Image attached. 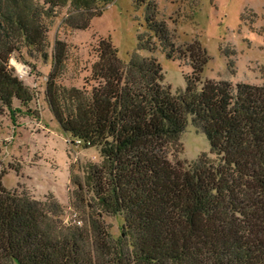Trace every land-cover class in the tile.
<instances>
[{"label":"trees","instance_id":"obj_1","mask_svg":"<svg viewBox=\"0 0 264 264\" xmlns=\"http://www.w3.org/2000/svg\"><path fill=\"white\" fill-rule=\"evenodd\" d=\"M113 0H0V118L34 93L10 65L23 49L47 56L55 19L88 30ZM139 51L190 66L186 89L164 84L154 57L128 64L101 38L82 88L64 84L70 50L57 39L45 100L61 130L100 152L75 181L74 218L53 197L7 190L0 175V264H264V86L203 80L199 41L178 47L154 0ZM184 64V65H183ZM233 65V63H231ZM189 121L211 154L179 159ZM124 219L115 238L106 217Z\"/></svg>","mask_w":264,"mask_h":264},{"label":"rangeland","instance_id":"obj_2","mask_svg":"<svg viewBox=\"0 0 264 264\" xmlns=\"http://www.w3.org/2000/svg\"><path fill=\"white\" fill-rule=\"evenodd\" d=\"M154 1L160 18L175 33L178 47L197 40L206 49L210 60L204 69V81L264 86V0ZM101 10L102 15L84 31L67 28L63 23L67 11L63 10L51 27L47 56L28 49L13 55L10 65L34 93V100L26 106L15 101L0 118V175L4 187L39 201L55 198L65 210L63 219L67 223L75 217L74 182L83 180L87 164H100L102 158L98 149H86L65 134L46 103L55 41H64L70 50L63 79L67 86L83 87L101 38L112 42L125 64L135 53L156 58L163 69L164 84L174 93L186 89L185 78L192 72L190 66L168 60L160 48L154 53L138 50V37L147 32L146 6L138 7L135 0H113ZM180 142L183 152L179 159L183 161L193 163L203 154L214 158L207 137L191 121ZM105 222L115 238L122 235L123 217H106Z\"/></svg>","mask_w":264,"mask_h":264}]
</instances>
